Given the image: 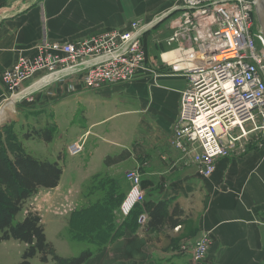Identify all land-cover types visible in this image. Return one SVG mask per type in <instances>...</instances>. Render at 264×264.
<instances>
[{
	"label": "crops",
	"instance_id": "obj_1",
	"mask_svg": "<svg viewBox=\"0 0 264 264\" xmlns=\"http://www.w3.org/2000/svg\"><path fill=\"white\" fill-rule=\"evenodd\" d=\"M173 6L174 0H0V74L42 41L77 40L128 27L133 19H161L154 26L165 24L172 31ZM144 37L146 61L132 81L91 90L70 76L38 87L19 101L22 110H29L26 122L35 112L42 117L32 130L54 126L51 142L23 136V147L62 167L59 184L40 188L28 208L40 214L46 237L49 223L57 232L69 230L72 204L86 182L105 174L111 182L126 184L125 173L135 172L143 193L138 224L100 243L83 264H264V141L217 160L207 178L183 166L169 141L186 79L163 62L167 52L158 57L147 52ZM3 92L0 82V103ZM79 137L84 139L83 152L70 156L68 164L63 160L66 146ZM169 199L168 212L178 207L181 227L148 231L155 203ZM68 234L71 241H80ZM202 235H208L209 248L205 259L195 262L180 247L191 246ZM95 243L85 242L94 247Z\"/></svg>",
	"mask_w": 264,
	"mask_h": 264
},
{
	"label": "built area",
	"instance_id": "obj_2",
	"mask_svg": "<svg viewBox=\"0 0 264 264\" xmlns=\"http://www.w3.org/2000/svg\"><path fill=\"white\" fill-rule=\"evenodd\" d=\"M254 5L255 0H174L169 13L175 23L168 43L175 47L163 62L186 79L169 143L183 166L194 167L200 178L213 174L217 160L240 154L249 133L264 132V42ZM159 20L133 19L128 27L77 40L42 41L1 72L2 101H20L70 76L91 90L132 81L146 61L144 34ZM83 148L79 137L66 153L77 156ZM126 179L130 188L119 207L123 217L143 201L140 176L127 172ZM208 248L209 237L202 235L180 251L200 262Z\"/></svg>",
	"mask_w": 264,
	"mask_h": 264
},
{
	"label": "trees",
	"instance_id": "obj_3",
	"mask_svg": "<svg viewBox=\"0 0 264 264\" xmlns=\"http://www.w3.org/2000/svg\"><path fill=\"white\" fill-rule=\"evenodd\" d=\"M53 134L54 126L48 123L43 129L26 132L23 136H33L48 143L53 139ZM7 141L5 142L0 132V241L13 239L25 245L18 264H30L35 256L43 264L49 261L53 264H83L101 248L102 243L113 240L126 230H133L138 224L140 210H137L136 204L126 218L116 225L112 211L120 204L124 192L118 183L109 181L114 185L106 198V204L99 207L91 204L78 209L76 212L80 216L75 217L77 213L73 212L70 219V229L80 232L81 225L83 232L73 236L88 243L95 241V248H85L76 256L58 255L47 240L40 214L25 206L40 188L51 189L59 184L62 167L56 161L42 160L27 152L12 132H8ZM171 202L169 199L155 203L146 224L148 231H159L164 225L173 227L180 224L176 216V213H180L178 207L174 206L172 212H168ZM23 212L22 219L17 220V215ZM81 221L83 223L79 225Z\"/></svg>",
	"mask_w": 264,
	"mask_h": 264
},
{
	"label": "rangeland",
	"instance_id": "obj_4",
	"mask_svg": "<svg viewBox=\"0 0 264 264\" xmlns=\"http://www.w3.org/2000/svg\"><path fill=\"white\" fill-rule=\"evenodd\" d=\"M172 16V15H171ZM170 16V17H171ZM168 17L167 23H170L171 19ZM170 19V20H169ZM165 20V21H166ZM164 26H160L161 28H156V26H153L150 28L148 31L145 32L148 34H144V41L147 42L145 43L147 52L151 51L154 56L158 57L159 53H165L170 50H172L175 47L174 43H168V39L172 35V31L167 27V25L163 24ZM159 61V60H158ZM31 80L25 82V85H27ZM22 103L19 101L13 102L11 100L8 101H3L0 104V110L3 108V115L0 118V132L2 138H4L5 142L7 141V135L8 132H12L19 141H21L24 133L30 132L32 128H34V121H39L41 120V116L36 115L37 112L34 113L33 117H27L30 122H26L25 117L29 114V110H22L21 107ZM23 111V112H22ZM1 112V113H2ZM62 139H67L66 136H64ZM63 140V142H65ZM23 141V140H22ZM262 141H264V132L262 130H259L257 132H252L249 133L245 139L243 140L242 145L239 147V152L244 153L247 149H249L251 146L260 144ZM52 146V145H51ZM25 150L35 156L33 153H31L27 147H25ZM37 157V156H35ZM63 160L67 161L68 164L71 161V157L66 153V150L63 154ZM38 158V157H37ZM41 159V158H39ZM44 160L52 161V159H47L45 158ZM126 179V173L124 175ZM109 177L105 174H101L99 176L94 177V179L89 180V182H86L84 185L83 189L81 192L78 194L77 199L74 201L72 204V208L74 207V212L81 210L82 208L88 206V205H96V206H101L103 204L107 203V196L112 191V187L114 184H117L121 186V189L123 192L126 190V194L129 191L130 188V183L126 179L127 183L123 184L122 181L120 182H114V184L109 183ZM26 207H30L29 203L27 202ZM81 212V211H80ZM77 213V212H76ZM23 213H20L17 215V220L22 219ZM80 215L77 213L75 217H79ZM115 221L117 222H122V216L117 210L115 213ZM83 218V217H82ZM85 220V219H83ZM99 223L101 221H98ZM98 222H92V224ZM82 224L83 221L79 222ZM90 221L88 222V224ZM118 224V223H117ZM53 224L49 223L48 225V230H47V240L49 242H52L56 248V253L58 255H68L69 256H76L78 255L82 250L87 248L88 246L91 247L92 249L95 248L94 246L88 244V246L85 244V241H71L69 239V234L71 235H80L81 233V225L79 226L80 232H75L72 229L69 230H59L58 232L54 230V228H51ZM77 233V234H76ZM87 237H89V234H86ZM92 237V236H90ZM63 240L64 243L66 242V245L63 243H60L58 241ZM25 248V245L22 243H19L13 239L5 240V241H0V264H18L21 261V255L22 252ZM30 264H43L40 262L39 257L35 256L34 258L31 259ZM47 264H53L52 261H49Z\"/></svg>",
	"mask_w": 264,
	"mask_h": 264
},
{
	"label": "water",
	"instance_id": "obj_5",
	"mask_svg": "<svg viewBox=\"0 0 264 264\" xmlns=\"http://www.w3.org/2000/svg\"><path fill=\"white\" fill-rule=\"evenodd\" d=\"M254 13L264 42V0H255ZM159 21L154 24L156 25Z\"/></svg>",
	"mask_w": 264,
	"mask_h": 264
},
{
	"label": "bare ground",
	"instance_id": "obj_6",
	"mask_svg": "<svg viewBox=\"0 0 264 264\" xmlns=\"http://www.w3.org/2000/svg\"><path fill=\"white\" fill-rule=\"evenodd\" d=\"M169 56H170V54H164V59H166V60H168L169 59ZM3 108L0 110V118L2 117V115H3ZM2 112V113H1Z\"/></svg>",
	"mask_w": 264,
	"mask_h": 264
}]
</instances>
